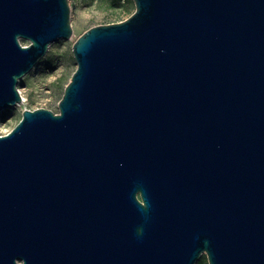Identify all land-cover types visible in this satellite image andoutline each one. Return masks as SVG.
<instances>
[{"label":"water","instance_id":"obj_1","mask_svg":"<svg viewBox=\"0 0 264 264\" xmlns=\"http://www.w3.org/2000/svg\"><path fill=\"white\" fill-rule=\"evenodd\" d=\"M134 2L0 135V264H264V0ZM71 13L0 0V112Z\"/></svg>","mask_w":264,"mask_h":264},{"label":"rangeland","instance_id":"obj_2","mask_svg":"<svg viewBox=\"0 0 264 264\" xmlns=\"http://www.w3.org/2000/svg\"><path fill=\"white\" fill-rule=\"evenodd\" d=\"M70 4L71 38L53 42L46 55L20 79L23 100L15 107L0 112V135L12 130L26 108L45 107L58 112L65 87L77 68L74 42L90 27L125 20L136 9L134 0H70ZM22 42L29 44L30 41L22 39ZM196 264H209L207 254L203 253Z\"/></svg>","mask_w":264,"mask_h":264},{"label":"trees","instance_id":"obj_3","mask_svg":"<svg viewBox=\"0 0 264 264\" xmlns=\"http://www.w3.org/2000/svg\"><path fill=\"white\" fill-rule=\"evenodd\" d=\"M105 2H107L108 0H104ZM110 1H117V2H120L121 0H110ZM117 5H119V4H117Z\"/></svg>","mask_w":264,"mask_h":264}]
</instances>
